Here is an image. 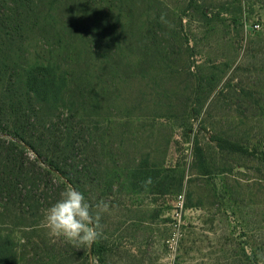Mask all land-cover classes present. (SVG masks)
<instances>
[{
  "label": "rangeland",
  "instance_id": "374dc122",
  "mask_svg": "<svg viewBox=\"0 0 264 264\" xmlns=\"http://www.w3.org/2000/svg\"><path fill=\"white\" fill-rule=\"evenodd\" d=\"M30 1L21 62L66 72L93 165L77 188L110 211L90 248L50 238L43 211L67 187L2 141L0 184L17 186H0V243L14 264H260L264 0ZM57 117L70 116L38 121Z\"/></svg>",
  "mask_w": 264,
  "mask_h": 264
},
{
  "label": "trees",
  "instance_id": "16d2710c",
  "mask_svg": "<svg viewBox=\"0 0 264 264\" xmlns=\"http://www.w3.org/2000/svg\"><path fill=\"white\" fill-rule=\"evenodd\" d=\"M81 1V0H79ZM30 0H0V143L10 142L12 151H20L21 157L32 154L35 165L60 180L64 187H77L89 180L93 165L87 151V134L78 119H85L87 109L75 105L68 107V77L62 67L56 64L35 63L25 66L21 62L23 34L28 14H35ZM39 24L42 15L38 7ZM258 42V41H257ZM82 101L86 104L83 96ZM67 113V114H66ZM57 114L70 116L58 124L49 125L38 121L42 115L56 117ZM41 115V116H40ZM64 123L63 129L58 127ZM223 150L243 153L244 148L218 136L213 138ZM23 167V161L20 163ZM98 170V169H96ZM100 177V174L95 176ZM15 188V177L2 181ZM2 189V188H1ZM0 264H14L13 247L0 243Z\"/></svg>",
  "mask_w": 264,
  "mask_h": 264
},
{
  "label": "clouds",
  "instance_id": "9594fccd",
  "mask_svg": "<svg viewBox=\"0 0 264 264\" xmlns=\"http://www.w3.org/2000/svg\"><path fill=\"white\" fill-rule=\"evenodd\" d=\"M109 211L108 202L100 200L93 205L83 192L68 185L60 198L43 211L41 227L47 230L50 238H63L80 249L90 248L102 237L101 215ZM258 255L260 264H264V254Z\"/></svg>",
  "mask_w": 264,
  "mask_h": 264
},
{
  "label": "built area",
  "instance_id": "2783aa9c",
  "mask_svg": "<svg viewBox=\"0 0 264 264\" xmlns=\"http://www.w3.org/2000/svg\"><path fill=\"white\" fill-rule=\"evenodd\" d=\"M257 28H258V26H257ZM179 199H181V197H179ZM181 202V200H179V203Z\"/></svg>",
  "mask_w": 264,
  "mask_h": 264
}]
</instances>
